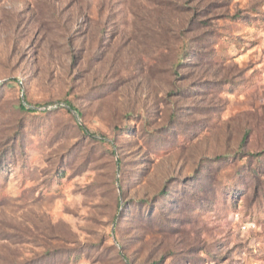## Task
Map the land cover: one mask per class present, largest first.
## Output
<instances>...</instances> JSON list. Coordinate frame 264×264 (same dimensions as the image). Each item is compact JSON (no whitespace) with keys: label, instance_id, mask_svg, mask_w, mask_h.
<instances>
[{"label":"rangeland","instance_id":"1","mask_svg":"<svg viewBox=\"0 0 264 264\" xmlns=\"http://www.w3.org/2000/svg\"><path fill=\"white\" fill-rule=\"evenodd\" d=\"M251 153L264 0H0V264H264Z\"/></svg>","mask_w":264,"mask_h":264},{"label":"trees","instance_id":"2","mask_svg":"<svg viewBox=\"0 0 264 264\" xmlns=\"http://www.w3.org/2000/svg\"><path fill=\"white\" fill-rule=\"evenodd\" d=\"M67 107H68L69 110H74L75 111V109H73L70 105H67ZM20 109H22V110H24L26 112H29V113H33L35 111V110H33L31 108H27V106H23V105H20ZM75 112L77 113V111H75ZM247 155H249V157L256 158L258 161H260L261 158H263V156H264L262 153H256V154L251 153V154H247ZM247 155H244V157H246Z\"/></svg>","mask_w":264,"mask_h":264}]
</instances>
